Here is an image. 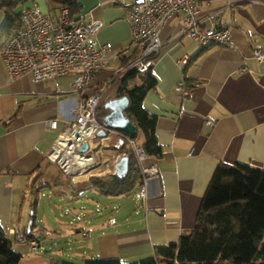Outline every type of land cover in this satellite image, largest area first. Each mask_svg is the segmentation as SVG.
<instances>
[{"label":"crops","instance_id":"crops-1","mask_svg":"<svg viewBox=\"0 0 264 264\" xmlns=\"http://www.w3.org/2000/svg\"><path fill=\"white\" fill-rule=\"evenodd\" d=\"M133 1L78 0V21L94 18L103 23L96 40L108 49L106 68L94 74L87 90L101 92L100 108L117 96L121 56L135 55L129 17ZM39 2L43 10L56 14L58 5L51 10L45 0ZM196 6L203 24L210 23L209 14H216L215 24L231 29L232 44L199 50L198 41L181 32L182 13L159 30L163 44L151 66L156 86L143 100L144 107L157 116L156 137L162 153L152 161L158 176L149 181L147 201L136 203L135 213L122 214L117 222L109 210H99L97 221L91 212L78 213V221L72 218L76 225L65 235L88 255L84 259L119 258L123 264L151 259L155 246L177 243L193 228L220 162L264 169V61L250 56L252 48H264V0H196ZM184 55L190 60L183 67L179 59ZM76 74L71 71L43 81H34L29 72L11 77L0 55V225L9 239L14 236V243L11 230L27 231L20 225L25 204L21 193L23 182L27 180L29 187L34 174V189L50 186L40 180L48 177L52 165L58 168L51 172L53 182L66 176L76 196L97 189L90 178L71 180L49 157L77 97L71 88ZM179 83L182 89H177ZM50 119L56 120L55 128L48 125ZM119 138L107 131L96 139L104 146L103 160L113 159V165L121 157L112 148ZM29 219L32 224V216ZM35 229H43L36 219L30 237L35 238Z\"/></svg>","mask_w":264,"mask_h":264},{"label":"built area","instance_id":"built-area-1","mask_svg":"<svg viewBox=\"0 0 264 264\" xmlns=\"http://www.w3.org/2000/svg\"><path fill=\"white\" fill-rule=\"evenodd\" d=\"M182 13V34L188 39L198 41L199 50L211 45L230 46L231 29L215 24L216 14H209V24L202 23L198 17L196 0H134L129 12L132 44L138 48V54L125 66L119 75L133 69L146 72L156 61L162 47L159 30L174 16ZM20 27L16 28L4 45L0 55L11 77L31 73L34 81H43L71 71L77 74L71 84L72 91L77 93L74 104L69 110L66 129L58 135L50 159L55 162L71 180L74 176L84 174L86 180L92 175L109 170L114 174L113 164L102 158L103 145L94 149L80 151L83 142L96 141L100 130L114 132L126 139L139 165L142 183L135 198L136 203L144 204L148 199V185L152 178L158 176V166L149 162L143 148L129 135L113 131L106 127L103 117L99 118L101 92L88 93L93 76L106 68L107 52L105 46L99 45L96 34L102 28L100 19L80 22L74 19L69 7L59 5L56 14L43 10L39 0L25 6L20 12ZM250 56L259 62L264 61V48H252ZM190 60L189 55L179 59L184 67ZM241 71L246 67H241ZM182 83L177 89H182ZM55 128L56 120L48 121ZM60 137L67 138L65 145L56 151L55 144ZM69 156V157H67ZM117 157L120 155L117 154ZM82 161V162H80ZM15 234V243L26 247L27 252L37 251L40 240L24 233L11 230Z\"/></svg>","mask_w":264,"mask_h":264},{"label":"trees","instance_id":"trees-1","mask_svg":"<svg viewBox=\"0 0 264 264\" xmlns=\"http://www.w3.org/2000/svg\"><path fill=\"white\" fill-rule=\"evenodd\" d=\"M22 5L18 13L10 9L17 2L0 0V7H6V20L1 32L0 52L12 32L20 27V12L32 0H18ZM59 5L69 7L72 17L79 20L78 0H56ZM122 55L121 67L138 54ZM156 86L151 67L146 72L135 69L120 77L117 96L126 95L129 104L125 115L135 127L130 138L143 148L149 162L159 158L162 147L156 137L157 116L143 105L147 92ZM107 113V109L100 108ZM120 140L122 142L120 143ZM118 146H112L116 154L129 156V172L123 178L111 174V179L92 175L90 183L103 194L128 195L142 183L139 165L126 139L119 138ZM33 222L27 236H32ZM264 256V169H256L242 162L222 161L216 167L203 195L193 228L182 234L177 243L157 245L154 257L137 264H258L256 256ZM21 253L13 249L12 241L0 225V264H18ZM49 264H73L62 259L51 258ZM82 264H123L119 258H86ZM264 264V263H261Z\"/></svg>","mask_w":264,"mask_h":264},{"label":"rangeland","instance_id":"rangeland-1","mask_svg":"<svg viewBox=\"0 0 264 264\" xmlns=\"http://www.w3.org/2000/svg\"><path fill=\"white\" fill-rule=\"evenodd\" d=\"M12 1L15 3L17 2V4L13 5L10 11L16 14L23 4H21L20 1L18 2V0ZM45 1L51 10L58 5L56 0ZM31 3L32 2L29 1L25 5ZM5 11L6 7L1 6L0 15L3 16V19L0 22V39L5 35V32H1L3 23L6 20ZM103 112V110H100L99 116H102ZM136 143L139 144L137 141ZM112 160H108V163H113ZM57 169L55 165H52V169L48 172V177L46 175L44 179L40 180L42 183L49 182L50 186L44 187L43 185L40 189L32 188V183L35 180L34 174L29 181V187L26 186L27 180H25L23 182L25 186L22 193L21 190L19 191L22 194L21 196L25 198L23 215L20 223L22 229L27 228L30 221L29 218L33 215V208L35 210V219L39 221V225L42 226L43 229L34 230L35 238L41 241L42 246L37 251L33 252H27L25 246L15 244L13 239L14 236H11L10 240L12 241L13 249L21 253L18 264H49L51 258L62 259L73 264H82L83 259L88 257V255L82 254V249L76 248L75 246L76 241L74 239L70 240L67 233L65 235V232L73 229L76 225V222L71 221L72 218L78 221V213L91 212L90 215L94 216L92 220L97 221L100 219V217L97 216L99 210L104 213L109 210L110 216L117 222L120 215L123 214L128 216L135 213L137 210L135 194L138 187L129 192L128 195L123 196L103 194L94 188L85 189L82 191L83 196L80 197L73 194L75 189L72 187L71 183H69L66 176L55 179V182H53V175L51 172L57 171ZM97 176L108 180L111 179L109 170H105ZM38 185L40 186V183H38L37 186ZM37 186L35 188H37ZM57 190L60 193L57 192ZM20 193L17 195L19 196ZM17 201L19 202V200H16V202ZM83 221H87L86 218ZM72 223L75 224L73 225ZM64 229H66V231ZM48 234H51V236L48 237ZM256 263H264V256L257 255Z\"/></svg>","mask_w":264,"mask_h":264},{"label":"water","instance_id":"water-1","mask_svg":"<svg viewBox=\"0 0 264 264\" xmlns=\"http://www.w3.org/2000/svg\"><path fill=\"white\" fill-rule=\"evenodd\" d=\"M129 104V99L126 95L115 97L109 99L104 103V108L108 110L107 114L103 117L105 125L108 129L113 131H120L129 136H133L135 133V127L129 120V118L125 115V109ZM106 132L104 130H100L97 133L98 137L106 136ZM122 140H120V143ZM100 144V142H96L93 140H89L81 143L80 151L84 152L88 150L90 147L94 149L96 145ZM118 146V145H116ZM115 172L114 174L118 178L125 177L129 172V156L122 155L115 163ZM31 221H29L27 226V232H30Z\"/></svg>","mask_w":264,"mask_h":264},{"label":"bare ground","instance_id":"bare-ground-1","mask_svg":"<svg viewBox=\"0 0 264 264\" xmlns=\"http://www.w3.org/2000/svg\"><path fill=\"white\" fill-rule=\"evenodd\" d=\"M62 138H63V137H60L59 140H58V141L56 142V144H55L56 151L58 150L59 147L65 145V142H66L67 138H69V137H66V138H64L63 140H61ZM67 157H69V156H67ZM80 162H82V161H80ZM84 177H85L84 174H80V175H76V176H74L75 179H77V178L80 179V178H84Z\"/></svg>","mask_w":264,"mask_h":264}]
</instances>
